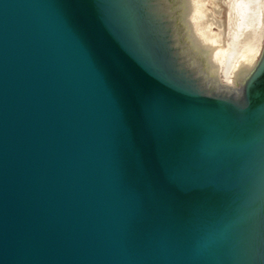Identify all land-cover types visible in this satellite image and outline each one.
<instances>
[{
    "label": "water",
    "instance_id": "95a60500",
    "mask_svg": "<svg viewBox=\"0 0 264 264\" xmlns=\"http://www.w3.org/2000/svg\"><path fill=\"white\" fill-rule=\"evenodd\" d=\"M0 264H264V0H0Z\"/></svg>",
    "mask_w": 264,
    "mask_h": 264
}]
</instances>
